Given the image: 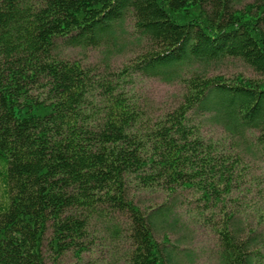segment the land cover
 <instances>
[{
  "label": "trees",
  "instance_id": "16d2710c",
  "mask_svg": "<svg viewBox=\"0 0 264 264\" xmlns=\"http://www.w3.org/2000/svg\"><path fill=\"white\" fill-rule=\"evenodd\" d=\"M129 18L142 48L115 70ZM69 47L104 49L102 65ZM228 58L262 77L207 69ZM137 75L180 82L179 103L151 110ZM246 140L264 158V0H0V264L82 258L96 231L125 245L127 264H184L170 235L188 227L185 193L218 237V264H264V232L236 205Z\"/></svg>",
  "mask_w": 264,
  "mask_h": 264
},
{
  "label": "rangeland",
  "instance_id": "374dc122",
  "mask_svg": "<svg viewBox=\"0 0 264 264\" xmlns=\"http://www.w3.org/2000/svg\"><path fill=\"white\" fill-rule=\"evenodd\" d=\"M126 31L123 32L125 38L119 41L117 54L111 60V68L119 69L128 63L141 50L135 34H133V21L129 18L126 22ZM68 59L79 60L86 66L102 65L104 60V49L98 47H69L65 49ZM211 74H225L233 76L243 73L250 77H262L254 69L246 65L237 58L210 65L207 67ZM133 85L140 101L150 103L151 110L156 113L174 108L180 101L184 87L180 82H166L157 77L137 75ZM204 134L214 139L230 142L224 129L220 126L207 123L203 127ZM251 140V138H250ZM253 142V140H251ZM249 140L235 143L243 153L244 160L248 167L245 172L246 188L242 190L241 200L238 206L240 214H243L244 222L264 232V158L256 146L251 145ZM1 180V177H0ZM187 198H183L179 203L182 206L183 219L187 222L184 235L171 234L172 242L180 238L179 244L186 248L190 254H183L184 264H218V237L211 229L209 223L205 222L204 215H201L202 207L198 205L189 193H185ZM163 199L161 194L140 195L137 200L142 203L160 202ZM220 219V217H219ZM247 219V220H246ZM91 239L95 244L93 251L85 252L82 258H78L73 252H68L58 264H127L126 248L121 242L112 243L110 239H105V234L94 232ZM181 236L182 239H181ZM159 239L161 236L158 237ZM115 242V241H114ZM264 255V248L262 251Z\"/></svg>",
  "mask_w": 264,
  "mask_h": 264
}]
</instances>
